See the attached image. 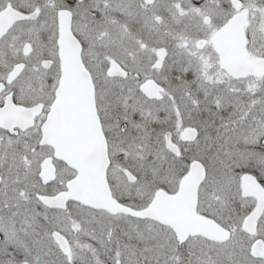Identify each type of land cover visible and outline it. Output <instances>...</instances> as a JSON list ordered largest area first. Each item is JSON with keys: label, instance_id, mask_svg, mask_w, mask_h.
<instances>
[{"label": "snow or ice", "instance_id": "1", "mask_svg": "<svg viewBox=\"0 0 264 264\" xmlns=\"http://www.w3.org/2000/svg\"><path fill=\"white\" fill-rule=\"evenodd\" d=\"M0 264H264V0H0Z\"/></svg>", "mask_w": 264, "mask_h": 264}]
</instances>
